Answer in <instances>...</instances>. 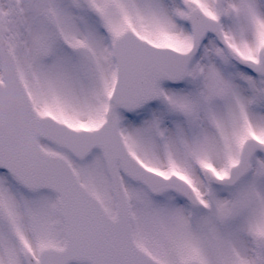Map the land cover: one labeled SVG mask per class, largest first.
<instances>
[{"label": "snow or ice", "instance_id": "obj_1", "mask_svg": "<svg viewBox=\"0 0 264 264\" xmlns=\"http://www.w3.org/2000/svg\"><path fill=\"white\" fill-rule=\"evenodd\" d=\"M0 264H264V0H0Z\"/></svg>", "mask_w": 264, "mask_h": 264}]
</instances>
